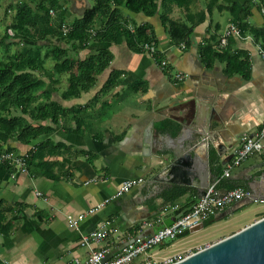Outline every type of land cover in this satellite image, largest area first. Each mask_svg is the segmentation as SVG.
I'll return each instance as SVG.
<instances>
[{
    "label": "crops",
    "instance_id": "crops-1",
    "mask_svg": "<svg viewBox=\"0 0 264 264\" xmlns=\"http://www.w3.org/2000/svg\"><path fill=\"white\" fill-rule=\"evenodd\" d=\"M18 1L21 0H0V40L14 18ZM94 2H90V6ZM187 3L196 13L206 10L208 5L213 6L211 14L207 12L205 20L196 25L187 45L172 43L162 23L160 9L154 15H148L144 11L134 12L121 7L130 18L131 28L133 23L152 25L159 54L170 62L169 70L162 69L160 60L148 52L132 50L126 41L107 44L94 41L81 51L82 58L102 47H109L114 58L110 67L97 77V84L80 96H63L69 86L70 73L53 74L52 59H45L40 69L34 72L44 81V96H39L38 101L54 100L64 108L72 109L90 103L112 70L122 71L123 81L112 94L102 97V100L111 102L103 116L94 113L92 118L81 119L85 130H78L76 119L71 115L54 125L52 133L35 141L51 138L60 144L58 148L50 146L49 152H44L43 169L36 170L38 159L31 167L27 163V171L0 165V203L1 208L6 209L5 224L9 221L10 225L7 233L0 232L3 264H72L75 255L85 259L90 249L103 245H80L81 236L93 230L108 229L110 236L107 240L116 251L129 235L138 233L144 220L152 223L143 229L146 234L171 224L189 210L205 190L186 183L189 170L173 175L171 178H176V182H167L162 177L155 179L154 176L165 166V163L156 164L157 154L162 149L171 152L174 146L184 147L191 142L192 132L204 127L213 142L208 144V150L205 143L196 149L197 167L204 170L209 167L210 183L220 179L221 192L223 188L238 186L248 189L250 184L258 198L256 202L263 206V210L238 228H232L230 224L233 216L213 217L204 228L165 241L151 248L149 253L159 261L184 257L264 215V150L232 167L229 177L222 176L241 137L254 134L264 124V58L259 54L258 44L251 33L245 39L232 37L234 43L231 44L233 51L243 50L242 56H248L250 78L240 73H226V62L219 60L210 67L206 66L199 52V46L212 32L219 36L228 23L234 22L231 7L236 11L248 8L250 27L261 28L264 25V1L188 0ZM71 4L72 1L70 7ZM188 14L186 7L176 4L171 13L181 20ZM75 15L81 14L71 8L69 19ZM97 24H102V19L97 20ZM9 29L11 40L13 33ZM54 43L60 41L48 40L45 50ZM19 44L24 42H15L5 49L0 41V60L15 55ZM177 72L185 74L182 80L175 78ZM135 82H139L138 88L129 89L128 86ZM101 104V101L96 102L91 111H98ZM8 109L31 121L30 116L20 109L12 105ZM197 115L202 118L191 126L190 122ZM44 123L52 124L50 121ZM86 125L93 126V129L87 131ZM182 131L184 140L181 142ZM35 143L24 144L13 136L6 142L0 141V148L27 153L29 157ZM207 160L208 167L205 165ZM190 164L188 167L192 166ZM129 179L140 180L119 195L122 184ZM179 190H185V193L175 196ZM93 208L97 209L89 211ZM85 212L78 228L69 224L68 215L78 216ZM30 255L31 260L27 257Z\"/></svg>",
    "mask_w": 264,
    "mask_h": 264
},
{
    "label": "trees",
    "instance_id": "trees-1",
    "mask_svg": "<svg viewBox=\"0 0 264 264\" xmlns=\"http://www.w3.org/2000/svg\"><path fill=\"white\" fill-rule=\"evenodd\" d=\"M71 1H18L14 18L0 40L5 49L15 42L17 44L24 42L18 47L15 55L0 60V141L6 142L14 136L21 143H35L44 135L52 133L55 130L54 125L59 124L67 116L75 117L78 130H85L81 126V119L83 121L89 116L92 118L94 113L98 117L104 115V110L111 106V102L102 100V97L112 94L122 83V71L112 70L91 102L75 109L64 108L54 100L38 101L39 96H44V81L34 75V72L40 69L45 59H52L53 74L70 73L69 86L63 96L66 98L80 96L82 92L91 90L97 84V77L110 67L114 58L109 47L92 51L82 58L81 51L88 48L92 42L107 44L126 41L132 50L146 52L143 49L144 44L155 40L152 25L133 23L131 28L130 18L124 13L122 6L134 12L144 11L148 15H154L160 9L162 23L172 43L186 45L189 44L196 25L205 20L207 12L211 14L213 11V6L208 5L206 10L193 12L190 3H187L188 0H95L83 14L69 19ZM175 4L186 7L189 13L186 19H177L171 15ZM51 9L55 10L53 15L50 13ZM230 11L234 14V22L240 26L243 35L253 34L256 43L264 47V25L261 28L250 27L247 21L249 9L241 8L236 11L231 7ZM99 19H102V24L97 26ZM66 22L73 28L64 33L62 24ZM8 28L13 31L11 40ZM93 28L94 34L90 31ZM220 36L217 32H212L204 44L199 46L201 59L209 67L217 60L226 62L224 68L226 73H240L243 77L250 78L251 65L248 56H242L243 50H232L231 44L234 43L232 37L225 47H221ZM51 39H58L60 43H54L51 48L45 50L48 40ZM159 53L154 54L157 61L162 58ZM138 85L139 82H135L128 88L134 90ZM39 91L42 93L38 94ZM98 101L102 103L99 110L91 111ZM9 105L20 109L23 114L27 113L31 121L23 115L12 114L8 109ZM46 121L52 124L47 125L44 123ZM85 127L87 131L93 129V126L89 125ZM33 145L27 163L31 167L38 159L35 164L37 170L45 167L44 152L46 150L49 152L50 146L58 148L60 144L47 138ZM220 184L218 183V187ZM184 193L185 190H179L175 196ZM1 205L2 203H0V232L7 233L10 225H8L9 221L5 224L6 209H2ZM0 264H3L1 259Z\"/></svg>",
    "mask_w": 264,
    "mask_h": 264
},
{
    "label": "built area",
    "instance_id": "built-area-1",
    "mask_svg": "<svg viewBox=\"0 0 264 264\" xmlns=\"http://www.w3.org/2000/svg\"><path fill=\"white\" fill-rule=\"evenodd\" d=\"M264 1V0H263ZM53 15L54 9L50 10ZM73 27L70 23L62 24V31L67 33ZM94 34L95 30L90 29ZM10 33H13L9 29ZM245 39L240 26L236 22H230L223 30L219 45L225 47L228 44L229 38ZM144 51L153 55L160 52L159 47L155 40L147 42L143 46ZM259 54L264 58V47L258 44ZM160 67L162 69L169 70L170 62L167 58L160 59ZM185 74L182 72L175 73V78L182 80ZM264 150V124L254 134H244L237 145L234 148L232 158L228 162L223 177H229L231 169L234 166H239L253 153H259ZM27 158L28 154H21L9 149L0 148V165L13 166L17 170L27 171ZM141 179V178H140ZM140 179L126 180L119 191V195L126 193L135 183ZM220 179L210 183L206 188L204 194L197 199L189 210L178 217L171 224L164 225L152 233H143V229L151 226L150 221L144 220L140 225V230L134 235H129L125 241L121 244L118 250L113 251L111 241L107 239L110 236L109 230L101 227L86 233L80 238V245L90 246L92 243H103L99 248L90 249L89 256L85 259L75 255L72 259V264H172L175 261L183 258H167L164 261H159L152 257L149 253L150 249L165 241L174 240L188 231L205 224L208 220L214 216L220 214L228 206L239 202L251 192L246 187L238 186L232 189H228L225 193L221 194L218 183ZM97 208H93L89 211H95ZM85 213H80L78 216L68 215L69 224L78 228L81 221L85 218ZM4 264H9L5 262Z\"/></svg>",
    "mask_w": 264,
    "mask_h": 264
},
{
    "label": "water",
    "instance_id": "water-1",
    "mask_svg": "<svg viewBox=\"0 0 264 264\" xmlns=\"http://www.w3.org/2000/svg\"><path fill=\"white\" fill-rule=\"evenodd\" d=\"M89 7V0H72V10L80 14H83ZM200 118H202V115H197L190 122V125L195 126ZM147 136L146 139L148 141L150 138L149 135ZM198 136L201 137L198 138ZM179 140L181 142L184 140V131H182ZM189 140H191V142L184 145V147L180 146V148H178L174 146L171 152L163 149L160 150V153L157 154L158 162L156 164L162 165L165 163V166H163L164 168H162V171L157 173L154 178L161 179L160 177H162V179L167 182H176V178H171L173 175L175 176L178 171L187 172V170H189L190 182L188 181L186 183L196 185L200 189L206 190L210 185L211 178L208 160L205 163L208 169L204 170L197 167L196 163L198 162L194 156H196V149L203 143L207 144L208 150V144L210 141L213 142V138L209 136L207 128L204 127L197 132H192ZM187 164L192 166L188 167ZM164 176H166V178ZM249 185L248 189L251 193L248 196L233 204L228 210H224L220 217L219 214L214 216V219H220L231 215L244 206L257 201L258 198L255 194V190ZM227 190L228 188H223L220 193L223 194ZM205 225L206 224H202L191 231L200 230L204 228ZM172 264H264V216L215 242L187 254Z\"/></svg>",
    "mask_w": 264,
    "mask_h": 264
},
{
    "label": "rangeland",
    "instance_id": "rangeland-1",
    "mask_svg": "<svg viewBox=\"0 0 264 264\" xmlns=\"http://www.w3.org/2000/svg\"><path fill=\"white\" fill-rule=\"evenodd\" d=\"M89 1L93 2L94 0H89ZM19 46H21V44H19ZM17 113H19V112H17ZM12 114H16V111H12ZM262 210H263V206L255 201L254 203L243 207V209H240V210L232 213L230 215L231 217L233 216L232 219L230 220V224L232 225V228H238L240 225H243L245 223L252 221V219L255 218L256 213L259 211H262ZM27 257L30 260L32 259L31 255L27 256Z\"/></svg>",
    "mask_w": 264,
    "mask_h": 264
},
{
    "label": "bare ground",
    "instance_id": "bare-ground-1",
    "mask_svg": "<svg viewBox=\"0 0 264 264\" xmlns=\"http://www.w3.org/2000/svg\"><path fill=\"white\" fill-rule=\"evenodd\" d=\"M202 168V167H201Z\"/></svg>",
    "mask_w": 264,
    "mask_h": 264
}]
</instances>
